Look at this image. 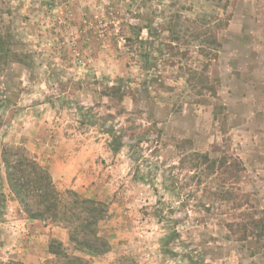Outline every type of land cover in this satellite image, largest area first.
Listing matches in <instances>:
<instances>
[{
	"label": "rangeland",
	"instance_id": "374dc122",
	"mask_svg": "<svg viewBox=\"0 0 264 264\" xmlns=\"http://www.w3.org/2000/svg\"><path fill=\"white\" fill-rule=\"evenodd\" d=\"M0 37V153L24 148L59 192L107 205L92 264H264V0H0ZM0 175V264L18 244L60 264L48 242L70 251L66 230L30 222Z\"/></svg>",
	"mask_w": 264,
	"mask_h": 264
},
{
	"label": "trees",
	"instance_id": "16d2710c",
	"mask_svg": "<svg viewBox=\"0 0 264 264\" xmlns=\"http://www.w3.org/2000/svg\"><path fill=\"white\" fill-rule=\"evenodd\" d=\"M6 44L7 39L0 37V53L5 54L9 51ZM207 45L209 48L205 55L210 60H216L220 43L211 35ZM105 93L108 96L112 95L113 98H120L122 94L117 86L106 88ZM107 120L96 125L108 137L109 150L116 154L123 148L125 136L122 130L108 126ZM128 147L130 148L129 145ZM0 162L4 168L9 194L17 201L26 217L32 221L61 226L66 230L71 250L68 251L62 242L51 239L47 248L50 256L60 259V264H92L90 257L104 256L110 251L108 238L100 227L108 217L105 203L83 197L72 190L59 192L49 171L19 146L3 145ZM226 163L227 161H221V164ZM228 167L235 168L236 172L242 170V166L236 161ZM1 185L0 175V208L2 207ZM177 240H179L178 231H171L161 244L162 252L168 253L171 257L175 256L170 247ZM194 264H205V262L199 258Z\"/></svg>",
	"mask_w": 264,
	"mask_h": 264
},
{
	"label": "crops",
	"instance_id": "0c3cea01",
	"mask_svg": "<svg viewBox=\"0 0 264 264\" xmlns=\"http://www.w3.org/2000/svg\"><path fill=\"white\" fill-rule=\"evenodd\" d=\"M52 169V168H51ZM49 169V172L53 175L54 178H56V176L54 175V173L52 172V170ZM28 222V221H27ZM32 223H35L36 221H30ZM29 223V222H28ZM26 227H29V225L26 224ZM46 229H49L48 227ZM59 229L57 227L52 228V231H58ZM54 235V234H53ZM29 238L31 239H40L41 241H43V239L47 238L44 235L41 234V231H34L33 233L29 234ZM59 241L61 242H65V239L59 237L58 238ZM5 251H7V256L9 257L12 253H16V258L14 261H16V264H44L45 259H43V257L36 252V248L34 246H21V245H17L15 250H12V247H7L5 248ZM7 259H13L12 257Z\"/></svg>",
	"mask_w": 264,
	"mask_h": 264
}]
</instances>
